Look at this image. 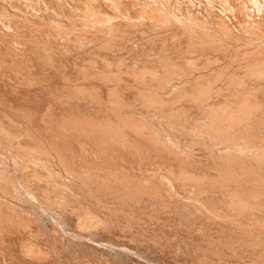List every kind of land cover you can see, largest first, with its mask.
<instances>
[{"label": "bare ground", "instance_id": "6f19581e", "mask_svg": "<svg viewBox=\"0 0 264 264\" xmlns=\"http://www.w3.org/2000/svg\"><path fill=\"white\" fill-rule=\"evenodd\" d=\"M95 1L73 0L81 29L72 17L44 30L2 13L0 81L10 92L0 93V264H264V7L224 1L219 27L231 41L233 24L250 35L239 59L198 62L210 42L200 47L188 33L176 45L184 61L167 60L162 42L157 53L101 56L103 66L84 74L98 83L69 82L58 104L39 110L18 53L108 50L121 19L97 26ZM109 1L120 10L121 0ZM153 1L123 19L149 22L153 32L140 33L153 43L165 25L192 30L183 16L149 14L161 9ZM19 20L36 26L31 36ZM73 99L88 101L89 114Z\"/></svg>", "mask_w": 264, "mask_h": 264}, {"label": "rangeland", "instance_id": "374dc122", "mask_svg": "<svg viewBox=\"0 0 264 264\" xmlns=\"http://www.w3.org/2000/svg\"><path fill=\"white\" fill-rule=\"evenodd\" d=\"M5 1L7 3H5ZM5 1L0 0V15H1L0 34H2V32L6 31L8 29L6 27L8 25L7 23H9L7 18L5 16H2V13H5V14H7L6 16H9V15L15 13V11L17 12V14L19 13L20 16L24 15L31 22H35L37 25L40 24L41 28L44 30H46L48 27L46 25V23L54 24V22H56V23L59 22L65 26V24L67 25L69 23L70 17L76 18V21H75L76 28L81 29L84 26L83 21L80 18H77L78 15H81L80 11L79 10H77L78 12L77 11L76 12L71 11V7L76 4V3H73V0H18V1L17 0H9L10 2L8 0H5ZM29 1H32L33 7L30 6V8H29V5H31V2H29ZM37 1H39V2H37ZM107 1L110 2L109 0H107ZM155 1L158 4H159V2L162 1L161 2L162 4H159V7L161 6L160 7L161 9H159L158 13H155V11L153 12L149 9L148 10L149 14L158 15L161 12L163 17L169 15L170 13L172 16L171 15H169V16H171L172 18H174L173 17L174 14H175L174 16L176 18L177 17L181 18L183 16L182 19L184 20V18H185L184 21H186V25H189L191 27L190 29H192L193 31L189 30V28H187V31L185 33H183L180 31V28L178 29L180 31L179 32L178 30L173 29V27H170L168 25H167L168 26L167 27L165 25L160 29L154 30V32L157 33V34L154 33V36L159 35L158 36L159 39H156L155 42L153 43V42H150L149 40H147V38H146L147 36H142L140 33V30H143V29L144 30L146 29L147 31L149 30V32H151V33L153 32L152 31L153 28L149 27V22H148V25L141 28L138 26H132L128 23V21L126 19H123L124 17L125 18L128 17L129 19H133V18L137 19V17H138L137 15L139 14L138 13L139 4H142V2L144 4V2H146V4L149 5L147 7L153 8V6L151 5V3L154 2L153 0H121V1H119V4L122 5L120 10H118L116 8L114 10V8L105 5L106 0L105 1L97 0L94 2L93 5L96 6L97 10H99L98 11L99 16H103L101 18L99 17L98 21H96L95 24L96 25L98 24L97 26L100 27V24H105L107 22H109V23L114 22L115 23L117 21V19L118 20L121 19V20H119L118 28L120 30H122V33H121L122 35H119V37L114 40V43L112 44V46L110 48H108V50L105 48H99L98 46L95 47V46L91 45V46H85V47H78V46L76 47L75 46L76 48L73 47L72 50H69L67 52L64 50H59V51L49 50L46 53V51L41 49V48H39L37 51H34V52H29V51H31V50H29L25 54H24V52L26 50L24 52L21 51V53L19 52L18 55H20L19 56L20 68H21V72L23 73V76L31 75L35 80V84H34L35 96L33 98L35 99V103L38 106L39 110H43L47 104H52V105L58 104L56 99H54L53 97L56 95H59V97L62 98L64 96V94H63L64 90L63 89L61 90V87L66 85L69 82H73V83L74 82H77V83L86 82L87 84H89L90 82L93 81L95 83H98V79H96V78H91V79L85 80L84 74L86 73L89 75L91 72H93V70H94L93 64L96 66L97 65L103 66L101 56H104V55H106L105 57H107L110 61H116L119 57H121L123 55H128L129 52H130L129 55H132V56H134L137 53L142 54V55H147L148 51L150 49L155 50L157 53L160 50V47L161 46L163 47V45H164L165 48L167 47V53H166V56H167L166 59L167 60L182 62L184 60L178 56V53L176 51V49H177L176 45L178 43V40H181V42L189 40L190 36L188 33H190V34L192 33L191 34L192 39H194L196 42L198 41L197 43L200 44V47L204 46L206 43H207L206 44V46H207L208 43L210 42L209 46L211 45V47L213 48V49H211V47L207 46V49H204L205 51H203L204 55L199 56V58L197 60L198 62H202L206 57H208L209 59H211V61H213L217 57L220 59V62H224V63L227 62L228 63L232 58L239 59L240 56H242L243 54H246L248 52L247 50H249L251 48L252 44L249 45V44H247L248 42L245 41L247 38H250L249 33L244 31L242 28H239V26H235L234 24L230 25L228 28L229 30L227 31V32L231 33V36H234L235 38H237L236 41L235 40L231 41L229 38L230 34L228 35L226 33V30L224 31L223 28L219 27V25H218L219 19L220 18L225 19L226 18L225 16L229 15V13L226 10V8L228 7V4H226V2H224L225 0H170V1L169 0H165V1L164 0H161V1L155 0ZM242 1L244 2L247 9H249L251 12H253V10L256 9V5L253 2L255 0H242ZM256 1H257V4L264 7V0H256ZM43 2H46L47 6ZM9 3H11L10 6H9ZM56 4H58V5H56ZM22 5H24V6H22ZM137 5H138V7H137ZM1 6H2V8H1ZM78 6H79V9H82L81 5H78ZM16 7H17V10L19 9L20 11L14 10V9H16ZM165 8H167V9H165ZM21 10H22V12H21ZM33 10H35V11H33ZM163 10H167L168 12L166 13ZM179 12H181V14ZM63 15H65V16H63ZM67 15H68V18H67ZM126 15H129V16H126ZM104 16L105 17L110 16V17H109V19L106 17L107 18L106 19ZM188 16L190 17V19L192 18L193 20L191 21L188 18ZM111 17H112V21H111ZM186 19H188V20H186ZM189 21L191 22V24L193 23V25H191ZM16 22H18L19 24L21 23L23 25L22 26L20 24L22 32H24L26 36H31V32H33V31H31L32 28L34 29V27H36V26L30 27L28 25L30 22H28L27 20H24L23 22H21L19 20ZM199 22H200V25H199ZM88 23H89L88 27H90L91 26L90 22L88 21ZM201 23H203V24H201ZM3 24H5V25H3ZM160 24H156V25H160ZM196 24L198 26H194ZM198 27H199V29H198ZM195 29H197V30H195ZM105 30H106V28H105ZM175 31H177V32H175ZM193 32L197 33V34L194 35ZM226 35H227V37H226ZM196 36H198V37H196ZM201 36L204 37L203 40H202ZM211 36H213L214 39H212L213 37H211ZM172 37H173V39H172ZM210 37H211L212 42L210 40ZM227 38H229V39H227ZM41 39L42 38L40 36H38V40L40 41ZM199 41L200 42L202 41V42L200 43ZM161 42L163 43V45ZM204 42H205V44L203 45ZM239 42H241V43H239ZM222 43L223 44L225 43L224 45L226 47H228V49L230 51ZM220 44H221V46H220ZM228 45L229 46L231 45L230 46L231 48ZM243 45H244V47H242ZM234 46H236V47H234ZM245 46H246V48H245ZM124 47H125V50H124ZM24 48L25 47H23V49ZM119 48H121V49H119ZM224 55H226V57ZM192 60H194V59H192ZM2 78L4 79V81L3 80L0 81V93L8 95L10 90H9L8 86H4L5 83L8 82L7 77L3 76ZM55 87H59L60 89H58L56 91ZM60 101H62V99L59 100V102ZM70 103L71 104H79L80 106L78 107L77 111H79L80 113H83V114H85V112H86V114L87 113L89 114L90 111L86 110V107H84L85 104H88V101L81 100V99H73V100H71ZM91 115H95V114H91Z\"/></svg>", "mask_w": 264, "mask_h": 264}]
</instances>
